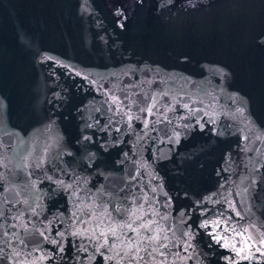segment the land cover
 <instances>
[{
	"label": "water",
	"instance_id": "95a60500",
	"mask_svg": "<svg viewBox=\"0 0 264 264\" xmlns=\"http://www.w3.org/2000/svg\"><path fill=\"white\" fill-rule=\"evenodd\" d=\"M153 220L147 264H264V0H0V264Z\"/></svg>",
	"mask_w": 264,
	"mask_h": 264
},
{
	"label": "snow or ice",
	"instance_id": "6c2138e0",
	"mask_svg": "<svg viewBox=\"0 0 264 264\" xmlns=\"http://www.w3.org/2000/svg\"><path fill=\"white\" fill-rule=\"evenodd\" d=\"M185 107H188V105H185ZM146 111L149 113V115H151L152 107L147 108ZM129 119H131V117H129ZM132 215H135V214L132 213ZM237 215L239 216L240 214L237 213ZM141 218L142 217L140 216L136 217L137 220ZM133 223H135V221H133L132 223H127L126 225H120L119 227H127L129 230L136 232L138 235L141 229H144L146 232H151L152 234L147 235V236H142L137 241L130 240L129 243L126 245L125 249L123 250V254L121 255L120 252H117V256H119L121 259H127L128 264H141V262H144V264H147L144 256L140 255L141 252H147L149 256H152L153 253H156L158 255H164L163 252L159 251V249L168 247L167 244L161 243L162 239L163 240L167 239L166 235L163 237H161L160 235V232H163L164 229L152 228L151 225L156 223V221L154 220L150 221L147 224L141 223L138 227H133ZM215 223L217 226H219V221H216ZM203 226L207 227L208 225H203ZM13 227H15V225H13ZM254 227L255 225H250L249 227H245L243 231H239V232H237L235 228L232 229L233 232H236V234L242 238L240 241V244H241L240 247H237L235 244L232 245V247L235 249L236 255L240 257V259H249V260L252 259V257L248 254V249L250 247L248 244V241L253 240L255 238L247 234L250 232V229ZM227 230H228L227 228L224 229V231H227ZM116 232H117L116 227H112L108 229V233L101 232L100 235L104 236L105 239H104V244L100 245V247H104L105 245L108 244V239H107L108 234H111L112 236L116 237ZM83 234L84 233H81L79 231L73 233V235H83ZM41 235H43V233H41ZM59 235H63V234L59 233ZM214 238L217 241L222 239V237L219 235L215 236ZM117 239H119V237H117ZM53 243H55V241H53ZM259 243L261 245H264V238H261ZM149 246L151 247L150 252L148 251ZM225 246L226 247L228 246L227 241H225ZM118 247L119 246L115 243V241H113L111 248L115 249ZM262 255H264V253H262ZM108 259H112V257H108ZM161 264H164V262H161Z\"/></svg>",
	"mask_w": 264,
	"mask_h": 264
}]
</instances>
